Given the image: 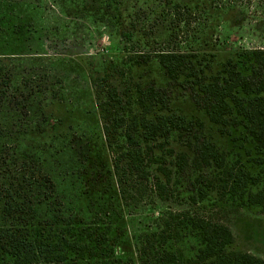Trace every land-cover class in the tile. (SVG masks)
Listing matches in <instances>:
<instances>
[{"label":"trees","instance_id":"16d2710c","mask_svg":"<svg viewBox=\"0 0 264 264\" xmlns=\"http://www.w3.org/2000/svg\"><path fill=\"white\" fill-rule=\"evenodd\" d=\"M194 58L184 51L160 52L158 61L168 84L138 83V112L127 117L115 110L110 124L105 123L104 133L113 129L122 136L114 138L117 148L105 138L118 199L125 196L129 175L148 182L155 179L161 195L168 192L172 177H182L198 162L203 169L223 174L225 194L241 207L264 213V49L235 52L216 70L210 64L198 67ZM27 79L16 81L0 61V264H108L98 251L112 231L103 225L113 216L109 210L113 197L99 188L88 168L80 170L87 165L75 157L68 138H48L19 151L21 135L40 134L39 127L49 120L46 92ZM20 83L26 90L20 92ZM175 89L187 93L221 136L239 132L237 138L254 153L250 166L237 170L228 166V153L204 132L202 119L170 109ZM107 93L118 107L121 98L116 90ZM174 133L191 136L195 157L169 149L174 171H168L162 166L166 156L153 150L168 143ZM85 181L96 185L86 189ZM201 182L195 180V192L189 189V204L208 199L209 190ZM154 215L155 225L139 239L138 264H264L261 256L233 249L234 233L221 220L190 210Z\"/></svg>","mask_w":264,"mask_h":264},{"label":"rangeland","instance_id":"374dc122","mask_svg":"<svg viewBox=\"0 0 264 264\" xmlns=\"http://www.w3.org/2000/svg\"><path fill=\"white\" fill-rule=\"evenodd\" d=\"M252 49H264V0H0V61L16 81L28 78L29 85L48 96V123L39 127L40 134L21 135L19 151L48 138H68L75 157L87 165L80 170L88 168L99 188L113 197V216L103 225L105 230L112 227L110 239L98 251L105 262L138 264L139 239L155 225L154 214L178 210L223 221L234 233V250L264 258V213L241 207L225 194L223 174L203 169L198 162L182 177H172L168 192L161 195L155 179L129 175L125 196L118 199L105 138L117 148L114 138L122 136L113 129L104 133L115 110L127 117L138 112V83L168 84L158 61L160 52L184 51L196 56L198 67L210 64L216 70L235 52ZM110 89L121 98L118 107L108 99ZM19 90L26 88L20 83ZM170 109L202 119L204 132L228 153V166L237 170L251 165L254 153L237 138L239 132L221 136L187 93L172 90ZM191 142L188 134L174 133L153 151L166 156L162 166L174 171L168 150L184 151L193 159ZM197 178L209 194L193 205L189 189L197 190ZM85 182L86 189L96 185Z\"/></svg>","mask_w":264,"mask_h":264}]
</instances>
